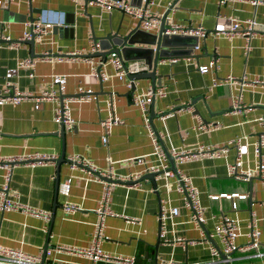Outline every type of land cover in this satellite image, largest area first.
I'll return each instance as SVG.
<instances>
[{"label": "crops", "instance_id": "obj_1", "mask_svg": "<svg viewBox=\"0 0 264 264\" xmlns=\"http://www.w3.org/2000/svg\"><path fill=\"white\" fill-rule=\"evenodd\" d=\"M128 1L136 6L140 0ZM152 1V12L161 13L171 3L173 10L168 14L172 22L189 28L199 27L205 35L197 38V48L192 50V54L157 59L155 75L159 85L154 89L161 90L162 95L154 96L153 102L149 98L146 103L148 116L151 107L154 113L151 125L167 152L200 144L216 146L234 136H247L241 169L252 173L250 182L228 176L227 164L234 159L233 149L225 158L201 156L174 161V166L176 172L189 176L198 191L205 232H211L215 221L222 215L238 221L235 247L226 264H264V160L260 174L252 172L250 144L259 137L263 142L261 153L264 156V127L257 121L264 117V4L253 6L248 1L236 0L222 4L218 0ZM44 8L64 12V25L59 26L62 30L46 34L42 40L33 42L32 47L25 41L12 47L0 41V90L9 83L10 88L16 91L37 95L52 85L58 96H64L63 103L74 122L71 130L64 129L60 137L56 134L59 124L52 120L54 101L42 100L37 108L33 107V100L18 104L0 102V158L37 151L53 154L55 160L62 154L65 160L58 165L54 160L38 165L17 164L11 168L9 185L17 192L19 203L39 209L47 214V219L20 209L0 211V246L31 255H39L45 244L85 246L88 243L101 184L87 179L86 168H71L68 156H78L97 170L109 172L110 179L115 182L120 176L140 171L141 166L135 158L145 156L150 160L152 150L141 112L133 104L131 96L150 89V79L133 80V87L127 88V76L125 79L113 76L114 68L110 64L105 66L110 77L100 79L91 74L100 57L88 55L91 53L89 40L93 36L99 39L114 32L122 36L134 27L137 20L117 10L106 11L85 0H12L7 5L0 0V35L16 42L29 21L31 11ZM36 15V12L31 13L33 17ZM252 17L257 25L247 51L239 32L229 38L222 35L221 32L228 29L229 18ZM158 29L145 32L155 34ZM136 46L144 48L147 45L134 44ZM31 52L34 56H30ZM44 52L53 55L74 52L91 60H36L31 78L27 76L28 70L16 67L18 59L37 58ZM210 60L215 61L214 70L200 73L197 66ZM123 62H138L146 68L142 60ZM229 77L233 78L229 83L212 86V79L223 81ZM80 93L89 94L90 100H78L76 96ZM236 94L240 96L242 107L233 110L231 100ZM106 101L111 102V111L121 123L111 127L107 143L102 145L99 121L107 114ZM187 105L192 110H183ZM161 114H164L163 118ZM199 122L210 124L212 129L194 130ZM1 174L0 168V183ZM67 178H70V188L65 196L59 191V185ZM139 184L129 187L117 182L112 187L108 202L114 215L104 219L100 248L112 255H132L133 264H155L168 258L178 264L208 260L206 244H166L158 237L160 199L166 194L158 187V181L155 182L156 189L146 179H140ZM220 193L245 194L246 197L235 200L236 209L232 210L228 200L209 199V195ZM167 199L170 206L179 209L173 218V227L168 225L166 228L167 239L171 241L180 236L184 240H199V232L188 222L190 209L183 206L179 194L171 190ZM66 202L76 204L77 208L66 211L63 208ZM125 217L139 222H127ZM251 218L255 220L258 231L256 249L248 245ZM210 241L216 243L215 240ZM44 261L47 264L85 262L68 254L45 256ZM220 263L219 259H214L213 264Z\"/></svg>", "mask_w": 264, "mask_h": 264}, {"label": "built area", "instance_id": "obj_2", "mask_svg": "<svg viewBox=\"0 0 264 264\" xmlns=\"http://www.w3.org/2000/svg\"><path fill=\"white\" fill-rule=\"evenodd\" d=\"M12 0H3V4L7 5ZM75 2V0H71ZM92 4L97 5L98 7L106 10H117L123 14H127L138 23V28L143 31H150L154 28L160 26L161 19L163 18V34L171 35H195L198 37H203L205 32L199 27L189 28L184 24H178L172 22L171 15L168 14L172 9V4L168 3L165 6L164 11L161 13L152 12L150 6L153 4L152 0H140L138 5H133L128 0H85ZM227 0H218V3L222 4ZM236 1H248L251 5L256 6L258 4H264V0H236ZM64 25V12L53 10V9H40L37 15L32 21H27L25 23V28L22 31L21 35L17 38L16 42H11L9 37L6 35H0V41H3L8 46H17L18 42L26 41L32 39L34 42H38L43 39L46 34L51 32L53 26H62ZM257 22L252 18L245 19H235L229 18L228 29L222 31V35L227 36L228 38L232 36L233 33L239 32L245 41L244 49L247 51L249 48V41L253 35L254 28L256 27ZM217 34V33H216ZM197 45L193 47L192 50L196 49ZM98 50V44L96 41L89 40V51L94 53ZM192 54V51L190 52ZM80 58L84 60H91L90 57L84 55H78L74 52L64 55H53L51 53L44 52L41 56L37 58L25 57L20 58L16 61V67L18 69L28 70L27 76L32 77V68L36 60H42L46 62H66L70 59ZM106 64H110L114 68L113 76L118 79H125L127 74H134L140 71L145 70L146 68L138 62H132L129 64L124 63L119 57L115 55H110L105 57L102 61H98L97 66L92 68L91 74L98 76L100 79H106L110 77L105 72ZM215 68V61H208L205 65L197 66V70L200 73L212 72ZM233 78H225L223 81H215L212 79V86L220 85L222 83H229ZM133 81L127 79L125 86L131 88ZM9 83H5L0 90V102L18 104L24 100H33L34 108L38 107L39 102L42 100H51L56 103L53 108L52 120L58 124H62L64 129L71 130L73 127V119L68 115V110L66 105L63 103L65 99L60 100L58 94L53 89V86L50 85L49 89L42 90L39 94L34 95L31 92H19L12 88ZM161 96V90H152L147 89L143 93H132V102L140 110L142 115V121L146 133L150 139L152 150L150 153L151 159L147 160L145 156H139L135 158V162L141 166V170L138 172H131L126 175L118 177L115 182L128 184L131 186H138L139 180L142 175L147 173H153L154 181H158V187L162 188L166 197L160 199V209L159 216L157 218L158 222V237L166 244H206L208 250L209 259L205 261H195L192 263L184 264H213L214 259H219L220 264H226L230 253L234 250V241L238 235V221L234 218H227L222 215L218 218L212 228V231L207 233L203 229L204 217L202 214V206L198 198V191L190 182L189 176L181 174L179 172H173L169 168V163L164 153L160 142L159 136L156 131L153 129L149 116L146 109V103L149 98L152 96ZM239 95L236 94L232 96L231 100V109L237 110L242 107L240 104ZM78 100H90V95L87 93H80L76 96ZM107 114L104 118L100 119V142L102 145H106L107 138L110 133L111 127L116 124H120V118L111 111V102L106 101ZM183 110H192L190 105H187ZM169 114V113H168ZM161 118L164 117V114L160 115ZM257 121L264 127V117H259ZM196 131L210 130L212 127L210 124H202L199 122L194 127ZM248 144V138L246 135L234 136L222 144L214 145H197L193 148L182 149V150H173L168 152L173 158V161H186L191 158L196 157H207V158H225L230 149L234 150V159L231 163L227 164V174L230 177L248 180L252 173L248 170L244 171L241 169V156L243 154L245 146ZM252 147L253 154V169L252 172H257L260 174L261 165L264 160V156L261 153V146L263 145L262 140L258 137L250 142ZM55 155L43 152L34 151L30 154L17 155V156H8L0 158V168L2 169L0 183V211H9L12 209H20L24 212H27L33 216H43L47 219V214L41 212L39 209L31 208L26 205H21L18 201L17 192L12 189L9 185L10 172L11 168L17 164H29V165H38L43 164L49 161H54ZM67 162L71 168L79 166L81 170L85 168L88 170L87 179L93 180L101 184V189L99 197L97 200L96 207L94 209L95 218L91 223V232L89 236L88 243L85 246H70L65 244H54L49 245L44 250V257H50L52 254H68L78 259H83L85 262L83 264H133L134 257L129 256H119L112 255L103 251L100 248V243L103 239V228H104V219L106 216L114 215L109 208L108 198L114 184L111 180L109 172L97 170L93 167L90 162L83 160L78 156H68ZM170 177H173V180H169ZM107 179V180H104ZM264 183V180H263ZM140 185V184H139ZM157 187V189H158ZM70 188V178H67L64 182L59 185V191L67 196ZM156 189V187H155ZM175 191L179 194L180 200L183 206L190 209V214L188 222L199 232V240H184L183 237L177 236L169 241L166 237L167 226L170 225L173 227V218L176 217L179 213V209L176 206H170L169 200L167 199V194L171 191ZM245 194L237 193H220L216 195H209L210 200L216 199H225L230 202V208L232 210L236 209L235 200L245 199ZM63 208L66 211H71L77 208L76 204L66 202L63 204ZM127 222L138 223L139 221L135 218L125 217ZM249 233H248V245L252 248L258 247V231L255 225V220L250 219L248 223ZM215 240L216 243L210 241ZM31 255L22 252L19 249L5 248L0 246V264H41V254ZM220 254H223L225 257L221 258ZM45 263V261L43 262ZM50 264H56L50 263ZM155 264H178L172 259H160Z\"/></svg>", "mask_w": 264, "mask_h": 264}, {"label": "water", "instance_id": "obj_3", "mask_svg": "<svg viewBox=\"0 0 264 264\" xmlns=\"http://www.w3.org/2000/svg\"><path fill=\"white\" fill-rule=\"evenodd\" d=\"M36 12L38 13L39 10H33L31 13ZM29 17V21L34 19L33 16ZM163 18L161 19L159 29L155 34H148L147 32L138 28V23L134 25L132 29H130L126 34L120 36L117 32L106 34L99 39L96 37H92L93 41H96L98 44V50L94 53L88 54L89 56H98L103 61L107 55L113 54L122 61H135V60H142L143 63L146 65V69L134 74H127V78L129 80H137L140 78H149L150 79V88L154 90L155 86L159 85L158 76L155 75V66L157 64V59L159 57H170L175 54H186L189 55L192 51V48L196 46L197 37L196 36H189V35H178V34H171L166 35L163 34ZM62 30L59 26H53L51 28L52 33H56ZM31 47L33 46V40L29 39L26 40ZM134 44H144L147 45L144 48L134 47ZM30 56H34L31 52ZM133 85L131 86V88ZM63 95H59V99H63ZM154 96L151 97V102H153ZM154 116L152 107L150 108L149 113V121ZM64 133V127L62 124H59V130L56 132L60 137ZM160 145L166 154L169 168L176 172V168L174 166L173 158L164 148L161 141ZM65 161L62 154H60L59 158L55 160L56 165L60 164L61 162ZM153 173H147L141 176L140 179H146L151 182L153 188L155 189L156 184L153 179ZM104 180H107L104 178ZM250 182V178L248 180ZM157 193V191H155ZM47 247V244L43 246L41 260L40 263L43 264L44 262V250ZM221 258L225 256L220 254Z\"/></svg>", "mask_w": 264, "mask_h": 264}]
</instances>
